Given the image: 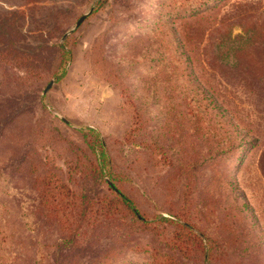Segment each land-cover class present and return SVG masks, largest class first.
Returning a JSON list of instances; mask_svg holds the SVG:
<instances>
[{"label":"rangeland","instance_id":"obj_1","mask_svg":"<svg viewBox=\"0 0 264 264\" xmlns=\"http://www.w3.org/2000/svg\"><path fill=\"white\" fill-rule=\"evenodd\" d=\"M0 264H264V0H0Z\"/></svg>","mask_w":264,"mask_h":264},{"label":"trees","instance_id":"obj_2","mask_svg":"<svg viewBox=\"0 0 264 264\" xmlns=\"http://www.w3.org/2000/svg\"><path fill=\"white\" fill-rule=\"evenodd\" d=\"M199 15H202V14H199ZM18 54L20 55V53ZM88 132L94 135V139L98 138L93 129H88ZM88 135H89L88 133L82 132V136L84 139H86ZM87 142L91 144V140H87ZM91 147L93 148L92 145ZM98 147L100 148V152H99V156L97 155L96 160L99 163H103V162L105 163L106 156H105L104 149H103L104 145L100 140H98ZM59 178L60 177L57 175V173L54 170L53 171L47 170L45 173H42L41 176H36L34 179L35 189L38 190L39 195L43 197L45 204H46L45 210L47 211L48 215H51L52 213L50 212V207L52 206L51 205L52 200L50 199L51 196L55 194H62L63 196H66V198L69 197V200H67L68 203H73V201L75 200V195L68 188V185H66L64 182H60ZM60 188H63L66 192H60ZM108 189L110 190V193L114 195V197L102 196V198H100L103 201L102 205L100 206L102 216L104 217L107 216L111 206L114 204L117 205L119 203L125 208L126 212L129 215H131V217L135 218L137 221H141V222L143 221V219L140 218V216H138L137 210L135 209L131 200L127 196L122 194V192L117 190L112 184L111 185L108 184ZM82 197H85V195L83 194ZM56 200L58 201L56 202V204L57 203L62 204L61 202L63 200L61 198H56ZM59 210L61 209H58L57 211Z\"/></svg>","mask_w":264,"mask_h":264},{"label":"water","instance_id":"obj_3","mask_svg":"<svg viewBox=\"0 0 264 264\" xmlns=\"http://www.w3.org/2000/svg\"><path fill=\"white\" fill-rule=\"evenodd\" d=\"M85 17H86V15L81 16V18L76 22L75 26H76V27L79 26L80 23L85 19ZM51 84H52V83H50V84L45 88L44 93L47 92V90L50 88Z\"/></svg>","mask_w":264,"mask_h":264}]
</instances>
